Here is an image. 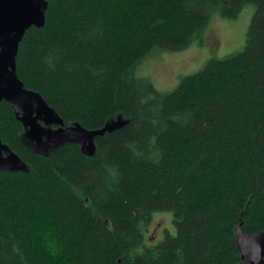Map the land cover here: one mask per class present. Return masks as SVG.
I'll return each mask as SVG.
<instances>
[{
	"label": "trees",
	"instance_id": "1",
	"mask_svg": "<svg viewBox=\"0 0 264 264\" xmlns=\"http://www.w3.org/2000/svg\"><path fill=\"white\" fill-rule=\"evenodd\" d=\"M47 2L16 72L67 127L96 134L43 151L0 101L1 139L22 161L0 170V264H238L236 227L264 230V0ZM248 3L242 51L170 91L136 74ZM157 212L175 232L153 241Z\"/></svg>",
	"mask_w": 264,
	"mask_h": 264
},
{
	"label": "water",
	"instance_id": "2",
	"mask_svg": "<svg viewBox=\"0 0 264 264\" xmlns=\"http://www.w3.org/2000/svg\"><path fill=\"white\" fill-rule=\"evenodd\" d=\"M47 7V0H0V101L13 106L17 120L30 128L33 137L38 134L37 115L42 113L49 123L57 125L61 139L67 137L63 141L74 136L89 144L96 132L67 127L39 93L25 88L16 72L20 42L29 28L45 25ZM21 166L20 157L0 136V170ZM235 236L241 255L238 264H264V230L247 234L239 224ZM150 239L154 240L155 235Z\"/></svg>",
	"mask_w": 264,
	"mask_h": 264
},
{
	"label": "rangeland",
	"instance_id": "3",
	"mask_svg": "<svg viewBox=\"0 0 264 264\" xmlns=\"http://www.w3.org/2000/svg\"><path fill=\"white\" fill-rule=\"evenodd\" d=\"M255 12L256 5L248 3L236 18L230 19L215 14L200 36L187 48L178 51L154 49L138 63L136 74L150 78L160 91L175 89L183 77L198 72L211 59L242 51L246 46ZM120 123L122 124L120 121L116 126ZM37 124V136L33 137L29 129L28 138L34 140L37 147L43 151L67 138L61 139L58 136V130L49 126V121L42 113L37 115ZM68 139H75V137L71 136ZM166 231L175 232L172 214L170 212L155 213L153 228L149 235H155L153 241H159L164 239Z\"/></svg>",
	"mask_w": 264,
	"mask_h": 264
}]
</instances>
